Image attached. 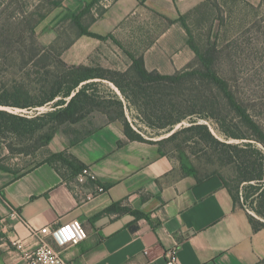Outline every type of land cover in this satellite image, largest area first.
Returning <instances> with one entry per match:
<instances>
[{"label": "crops", "instance_id": "crops-1", "mask_svg": "<svg viewBox=\"0 0 264 264\" xmlns=\"http://www.w3.org/2000/svg\"><path fill=\"white\" fill-rule=\"evenodd\" d=\"M91 1L63 0L49 16L79 13ZM203 1L97 0L81 22L107 38L78 35L77 30L61 58L69 65L125 71L131 56H141L148 71L173 74L193 56L178 18ZM95 125L74 145L59 130L47 146L49 154L63 153L68 162L88 167L94 180L78 182L59 161L0 169V216L12 225L9 237L34 247L28 226L38 230L79 220L86 238L61 250L74 264H167L165 252L171 248H176L177 264L264 260V228L252 229L246 211L233 205L218 175L199 180L184 175L177 154L162 153L154 143L129 141L119 122ZM97 185L104 191L84 200ZM113 206L117 209L110 210ZM119 208L144 217L135 220ZM0 264L27 262L18 249L0 240Z\"/></svg>", "mask_w": 264, "mask_h": 264}, {"label": "trees", "instance_id": "trees-1", "mask_svg": "<svg viewBox=\"0 0 264 264\" xmlns=\"http://www.w3.org/2000/svg\"><path fill=\"white\" fill-rule=\"evenodd\" d=\"M62 1H53L51 10L40 16L30 27L32 56H52V67L49 64L43 66L44 71L37 91L32 93L22 86L0 89V107L29 109L44 106L55 100L54 110L26 117L0 109V137L10 136L24 143L26 140L35 139L38 146L47 147L53 135L61 130L67 136L69 144L74 145L98 128L87 119L95 109H100L106 114L107 122H119L129 141L154 143L162 153H166L162 149L164 144L175 140L181 133H191L190 139L198 138L218 151L217 156L221 162L235 166L236 188L231 189L217 172L205 176L218 175L233 205L246 211L252 229L258 231L264 228V128L239 102L228 81L216 71L214 48H201L194 42L185 22L187 13L179 16L178 21L186 31L187 44L198 59L197 65L187 64L173 74H161L156 70L148 71L141 56H131L132 63L129 68L117 71L99 66L67 64L62 60L61 54L70 42L59 51H55L53 44L42 46L37 42L36 28L61 7ZM96 1L92 0L86 4L79 13L60 11L51 16V21L67 20L77 28L78 35L104 40L107 36L91 32L81 22L83 15L90 12V7ZM103 80L111 83L117 91L106 86L107 92L102 94L100 86H103ZM121 97L129 107L133 106L141 112L149 125H153L151 120L156 121L157 128H167L168 132L187 118L191 125L175 131L165 140L155 142L146 139L124 116ZM196 119L212 120L225 141L215 138L208 127L197 123ZM229 139L240 142L226 141ZM188 140L189 138L185 137L175 146L180 169L184 175L194 176L199 180L197 170L183 148ZM57 161L70 167L72 176L82 169V166L68 162L63 153L48 154L42 160L43 163L49 164ZM0 169L10 170L3 165H0ZM243 183L246 184L243 186V194H240L238 186ZM246 204L255 215L249 213ZM115 209L117 207L113 206L110 210ZM119 210L130 212L135 220L144 217L143 214L128 208ZM130 228L135 230L134 223L130 224ZM262 262L264 260L258 264Z\"/></svg>", "mask_w": 264, "mask_h": 264}, {"label": "rangeland", "instance_id": "rangeland-1", "mask_svg": "<svg viewBox=\"0 0 264 264\" xmlns=\"http://www.w3.org/2000/svg\"><path fill=\"white\" fill-rule=\"evenodd\" d=\"M53 1L57 0H0V89L22 86L25 90L35 93L39 88L43 66L49 64L52 67V56H32L30 27L40 16L51 10ZM185 22L199 47L214 48L216 71L228 81L239 102L264 128V0H204L197 8L187 13ZM76 31L77 28L71 22H52L49 16L36 28L35 39L42 46L53 44L55 51H59L69 44ZM184 34L187 39L186 32ZM192 55L188 64L195 66L198 59L193 52ZM102 82V94H106V86L117 91L108 81ZM121 99L124 104V116L146 139L155 142L165 140L175 131L191 125L187 118L176 124L170 132L167 128H157L156 121L151 120L153 125H149L141 112L133 106L129 107L122 97ZM54 101L29 109H0L34 117L54 110ZM87 119L99 125L107 122L108 118L103 111L95 109ZM196 122L205 124L215 138L225 141L212 120L196 119ZM190 136L191 133H181L175 140L164 144L162 149L175 155L176 144H180L185 137L189 138L183 148L196 168L197 175L201 177L217 172L222 175L228 186L235 190V166L221 162L217 150L205 145L198 138L190 139ZM226 141L240 142L232 139ZM48 154V147L38 146L35 139L26 140L24 143L10 136L0 137V165L11 170L27 169L46 158ZM244 184L246 183L238 186L240 194H243ZM245 207L249 213L255 215L247 204Z\"/></svg>", "mask_w": 264, "mask_h": 264}, {"label": "built area", "instance_id": "built-area-1", "mask_svg": "<svg viewBox=\"0 0 264 264\" xmlns=\"http://www.w3.org/2000/svg\"><path fill=\"white\" fill-rule=\"evenodd\" d=\"M87 179L94 180L95 176L88 167H83L77 174L76 180L84 182ZM103 191L104 187L97 185L94 192L85 195L84 200H89ZM12 215H14V218L19 217L18 212L14 210ZM28 228L31 232L30 236L36 241L34 247L25 245L22 239L9 237L8 233L11 231L12 225L6 217L0 216V240L8 241L10 245L18 249L27 264H74L64 259L61 250L67 246L79 243L87 236L86 228L79 220H72L53 226L47 225L38 230H33L29 226ZM165 259L167 264H177L176 248L167 250Z\"/></svg>", "mask_w": 264, "mask_h": 264}]
</instances>
